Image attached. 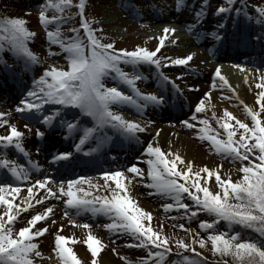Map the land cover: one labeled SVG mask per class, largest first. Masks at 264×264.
<instances>
[{"label": "snow or ice", "instance_id": "6c2138e0", "mask_svg": "<svg viewBox=\"0 0 264 264\" xmlns=\"http://www.w3.org/2000/svg\"><path fill=\"white\" fill-rule=\"evenodd\" d=\"M226 2L227 7L223 4L218 6L214 14L232 11L234 0H226ZM175 3L179 10L185 0H175ZM207 4L208 0H202L201 9L195 12L196 25L202 22L200 17L202 12H206ZM73 7L78 10V26L70 29L72 36H67L62 32L60 24L72 20V16L66 10ZM49 8H54L60 15H47ZM39 9L38 20L45 27L47 40L50 44L58 45L66 53L67 67L66 69L55 66L44 68L42 74L32 80L33 87L29 88L14 106L15 112L22 114L25 119H35L44 128L54 127L56 120L59 119L60 125L66 127L65 136L80 132L73 149L76 152H83L86 156L98 153L108 142L110 138L105 131L107 128L114 130L128 141H138L140 137L137 134L145 132L153 121L147 119L145 123H141L140 120L127 119L118 108L122 105H133L135 111L143 117L149 105L162 107L168 103L164 94L143 92L137 87L136 81L140 80L141 76L136 71V66L141 64L153 66L161 83L170 84L177 92L181 91L175 80L165 75L162 68L187 66L193 54L189 52L175 57L157 55L164 46L166 38L172 37L176 30L165 25L162 34L157 38L158 44L152 50L140 46L131 50L115 48L114 41L104 43L103 36L97 35L102 29L92 27L93 21L85 15L86 0H75V3L74 0H45L39 5ZM234 11L237 14L243 12L248 16L243 7H236ZM255 11L259 14V18H264V6H255ZM53 24L56 27L50 28L49 26ZM223 26L224 23L221 22L219 27ZM34 35L35 33L26 27L24 18H0V52L7 49L11 53L22 55L26 67L40 62V58L28 47V41ZM210 35L216 40L221 39V35L215 31ZM171 42L175 44L176 40L172 39ZM122 64L131 65L134 72L124 71L121 68ZM235 67L244 71V66L241 64ZM177 75L179 77L183 73ZM108 77L117 83H105V78ZM257 79L260 81L256 84L260 91L255 96L258 107L253 109L241 101L247 116L251 119V126L236 119L225 109L223 116L216 119V123L224 130L225 138H220L212 129L209 120L198 115L204 111L208 92H205L204 96L194 104L191 116L180 121L183 126L196 130L194 135L208 141L210 149L222 154V158L226 156L232 161H240L239 172L242 175L239 178L233 180L222 176L219 171L220 165L194 167L193 161H185L181 155L172 152L171 149L162 150L160 145L154 142L155 136L144 144L143 156L136 157L138 161L147 164L146 176L154 192L171 199L172 202L163 204L162 208L183 210L184 217L188 219L197 217L198 213H206L210 218L199 219L198 227L206 231L212 252L222 257H231L235 264H264V122L260 115L264 112V75L258 76ZM245 82L247 83V76ZM121 83L127 85L134 95L122 91L119 86ZM217 86L221 88L227 86L231 89L219 65L215 68L212 80V87ZM192 87L198 86L189 85V88ZM48 104L59 107L46 110L45 105ZM67 108L78 109L80 115L68 122L62 114V109ZM8 116V112L0 111V127H6V134L0 135V146L14 147L29 158L28 164L31 167L17 163L15 159H9L6 155L0 158V169L7 170L12 178L11 182H0V206L3 208V211H0V264H35L32 255L41 256L34 238L49 231L48 219H51L52 205L49 203L47 207H43L41 203L48 201L49 198L62 200L63 216H76L81 213L101 214L109 220L103 228L110 233L119 232L121 235L132 236L138 241L136 247L148 249L147 256L139 258L136 264H165V258L173 251L169 246L168 238L154 231L150 224L143 222L145 219L150 220L151 213L140 207L130 195L128 185L131 183V176L127 174L144 177L143 168L137 163H130L126 168L101 171L98 175L103 178V184L94 183L91 177L82 175L72 179L57 180L45 173L40 178L34 179L30 174L31 171L35 169L39 172L43 166L31 159L29 151L23 144L26 135L24 130H27V134H32V129L25 124L22 130L17 124L10 123ZM81 116L90 117L93 126L81 128L79 123ZM232 120H235V126L242 130L239 132V139H234L235 129L229 123ZM159 131L156 129L157 134ZM34 135L43 138L46 136V131L37 127ZM93 138L96 146L84 148L86 141ZM249 140L253 142L249 143ZM35 151L39 153L40 148L37 146ZM72 157V151L55 152L50 156V167L69 162ZM245 161L247 163H244ZM210 176L215 178V191L210 190L208 186ZM22 187L26 188V194L21 191ZM94 191L97 194L93 195ZM38 192L41 194L37 197ZM102 192L106 194H99ZM185 194L191 205L185 202ZM17 197L19 201L14 203ZM33 203L41 205L43 210L29 214L28 209L33 207ZM22 213L24 216L21 215ZM221 220L225 222V228L218 230ZM41 221L44 222L43 226L38 224ZM68 222L74 224L75 220L69 219ZM17 223L21 224L18 229ZM52 223L56 221L52 220ZM236 225L242 230H254L260 239L241 238L242 231L233 230V226ZM82 227L90 229L88 223H84ZM62 228L63 224H60L53 234V251L59 257L60 264H80L77 254L69 246L70 242H74V237L60 234ZM179 228L189 231L185 229L183 223L179 224ZM196 235L199 236V233ZM83 243L90 251L91 264H97V255L104 247L102 241L89 230ZM175 243L178 249H187L194 253V255L184 254L181 264H204L203 260L196 258L201 256V253L192 247L193 244H199L203 248L204 237L190 238L188 243L184 239H178ZM149 245L151 248H148ZM172 264L176 262L173 261ZM222 264L229 262L225 260Z\"/></svg>", "mask_w": 264, "mask_h": 264}, {"label": "rangeland", "instance_id": "374dc122", "mask_svg": "<svg viewBox=\"0 0 264 264\" xmlns=\"http://www.w3.org/2000/svg\"><path fill=\"white\" fill-rule=\"evenodd\" d=\"M38 1V0H35ZM117 0V2H112V0H91V5L93 9H91L88 14L90 19L93 21L95 28L102 29V32H98L97 34H104L108 37L109 40L114 41V46L117 48H125V49H133L136 46L140 47H146L149 50H152L156 47L158 44V37L162 34L155 33L154 25L153 27L151 24H153V21L155 20L152 18L151 14L152 11H155V16H165L166 14H169L170 12H173L176 14V16L181 18H185L186 21H188V25H190L189 22L195 21V12L201 9L202 0H185V3L182 5V7L177 9L175 5V0ZM254 3H256L258 6H264V0H252ZM40 2V1H39ZM38 2V3H39ZM214 3L215 5H225L227 7L226 0H208L207 4V15L209 16L208 19H213L212 24L215 28H211L212 30H206L202 29V34L208 36V38H212L213 35H210L212 32L219 33L222 28L231 31L229 36L231 37H247L249 43H253L254 41L252 38H256V48L261 47L264 49V18H259V14L251 9V8H244V11L248 13V16H245L244 13L237 14L234 9L236 7H243L244 6V0H234V3L232 5L233 10L229 11L227 13H221L219 15L214 14V6H212L211 3ZM8 4L11 9H14L16 7L18 10L23 11H32V2L31 0H8ZM36 5L37 2H36ZM46 14L50 15L51 12L47 11ZM251 17V18H249ZM221 22L224 23L223 27H219ZM75 23V22H74ZM191 23V24H192ZM65 25V23H63ZM261 25V32L258 31V29L254 28L255 26ZM239 27H241V32H238ZM260 27V26H259ZM258 27V28H259ZM244 29V30H243ZM254 30L255 33L253 34L251 31ZM31 31L35 33V36L32 38V45L34 47V51L36 52V55L40 58V62L37 63L36 67H32L33 70L36 72V76H39L42 74V71L44 68H50V67H60V65L63 64L61 55L56 52V50L53 47L49 48V52L47 51V47L49 44V41L46 37L45 30L40 29V27L36 26L34 21L31 24ZM192 33H194L193 30H191ZM199 31L196 32V34L186 35L181 34L182 36H185V38H189L191 40V37L194 40L196 37L199 38L198 35ZM178 34H173V38L176 40L175 44H172L171 41H165L164 46H162L160 52L157 53V55H166V56H182L187 53L180 54L181 50H191L192 52L193 46L190 47H184L182 43H180V38L177 36ZM205 36V37H206ZM207 38V39H208ZM192 43V40H191ZM142 45V46H141ZM193 48V49H190ZM199 51L203 50L201 48H197ZM179 53V54H178ZM18 60H21V55H17ZM10 56H3L0 60V66L2 65L5 67V70L7 69L9 73L10 71H13L15 73L17 70H19V73L21 74L19 79L24 82L22 85L23 88L26 89V91L29 88H32V80L31 79V64L26 67L25 65V58L22 59V68H15V63L9 58ZM259 60L264 59V54H261L260 57H258ZM206 60H199L197 61V67L193 69H184L185 71H182V67L179 69L177 66H169V67H163V71L167 73L166 75L170 77L171 79L175 80V83L179 85V88H187L189 89V85L198 86V87H192L191 93L182 94L183 98L185 100H188L191 102L192 107H194V104L200 100L205 92L209 93V96L205 98V107L204 111L201 113H198L200 116H204L209 120V124L211 125L212 129L215 130V133L220 136V138L224 137V130L219 127V125L216 123V119L223 116L224 110H228L233 114V116L236 119H239L245 123H247L249 126H251V119L247 116V113L244 110L243 104H248L253 109H256L258 105L255 103V96L260 89L256 87V84L260 81L257 79L258 76L264 75V72L256 67H250L247 66V68H250L252 72H254V78L256 79L255 82H253L252 91L249 93L248 91V99L247 101H244L243 99L239 98V95L237 94V89L241 87V83L238 82L234 83L232 85V82L225 76V74L221 71L222 75L226 77L229 84L232 85L231 89H229L227 86L221 88V87H212V80L213 77H210L211 69L207 67ZM149 66H144L143 64L138 65L136 67V71L141 76L140 80L136 81L137 87L144 91L145 89H149L153 85L154 78L149 77L147 75L148 72L145 70L148 69ZM13 68V69H12ZM122 68L124 71L133 73L134 69L131 65H123ZM248 69V70H250ZM229 70L236 71L237 69L230 68ZM148 71V70H147ZM190 71L191 73H195L196 71L201 73V78H190L186 77L187 72ZM178 73H183V75H180L178 77ZM237 73V72H236ZM240 74V73H239ZM177 76L175 78L174 76ZM33 77V76H32ZM194 77H197L196 74H194ZM19 83V80L17 81ZM117 81L113 79H107V84H116ZM243 83V82H242ZM217 84H219V80L217 78ZM239 85V86H237ZM122 91L130 92V88L128 86L119 85ZM144 86L146 88H144ZM150 86V87H148ZM148 87V88H147ZM168 87L171 88V85H165L162 86L163 89H167ZM238 87V88H237ZM160 86L158 87V89ZM162 91V89H160ZM223 93V95H221ZM129 106L131 105H122L118 108V111L121 112L122 115H124L127 119L132 120H140L141 123H145L147 119H138L134 118V116L130 115L126 111H124L125 108L128 109V112L136 113L135 106H133L134 110L129 109ZM56 108L55 104H48L45 105V109H53ZM115 107V106H113ZM0 111L8 112L9 116V122L15 123L19 128L22 130L23 127H20L18 124H28L29 127L34 124V119L29 120L25 119L22 114L16 113L14 110V106H10L7 104H1L0 103ZM67 111H62V114L65 118ZM215 114V115H213ZM80 115L79 110L77 109V112L74 111V117ZM262 117V122H264V112L260 113ZM73 117V118H74ZM185 117H189L188 114L185 115ZM88 118H83L81 116L80 125L81 128L88 127L90 125V122L87 120ZM184 120V119H182ZM38 123V122H37ZM229 123L233 126L235 129V133L239 135V132L242 131L238 127L235 126V120L229 121ZM55 124L62 127L60 125L59 119L56 120ZM151 126V125H148ZM147 126V127H148ZM35 127L32 129V134H27V130H24L26 132V135L23 140L24 147L27 151L30 153V157L32 160H35L40 165H42V169L40 171H43L44 169H47L48 172L51 174L54 170V165L50 167V159L43 158L37 155V153L33 150L34 149V143L31 141V138L34 137ZM63 132H66V127H62ZM109 134H113L119 136L114 132V130L107 128L106 129ZM196 131V130H195ZM194 133V131H193ZM6 134V127H0V135ZM73 134H76V132H73ZM140 137L141 142L143 141V133L137 134ZM111 136V137H113ZM120 137V136H119ZM78 138V137H77ZM55 139H58V137H55ZM76 139V138H75ZM195 140L197 142V145L201 148V151L208 156L210 159L214 161L216 165H220V173L225 178H231L233 180L239 178L240 175H242L239 172V168L241 166L240 161H232L229 157H223L222 154H217L215 151L210 149V143L206 140H202L199 137H195ZM128 141V140H127ZM252 140H249V143H252ZM85 144H89V147H95L96 141L95 139H91L89 141H86ZM87 148V147H84ZM15 149L12 146H9L8 148H4L3 146H0V158H3L5 155L9 157V159H14L11 156V150ZM66 151H72L71 148H68ZM257 151V150H254ZM73 152V157L76 156V151ZM22 158H27L21 153ZM17 163H20L19 160ZM130 163H137L135 160ZM244 163H247L245 161ZM46 164V165H44ZM48 164V167H46ZM92 164V163H91ZM141 168L146 170L145 167L142 165H139ZM31 167V166H30ZM122 167V166H121ZM127 166H125L126 168ZM179 167V166H178ZM119 168V166H115L114 169ZM107 169H97L92 172L86 173L82 176L91 177L94 183H100L103 184V178L98 175L99 172L105 171ZM37 172L35 169L31 171L32 177L40 178L39 175H41V172ZM35 175V176H34ZM3 177V176H1ZM69 177V176H68ZM75 177H71L68 179H72ZM67 180V178H66ZM0 182H10L6 179H1ZM111 183V182H110ZM215 178L214 176H210L208 178V186L210 190L215 191ZM87 187V185H84ZM129 189H130V195H134V199L136 200L137 204L145 209L146 211L151 213V218L145 219L143 222L145 224H150V226L153 228L154 231L159 232L161 235L168 238L169 246L173 250L177 251H184L186 253L189 252L187 249H178L176 247L175 241L178 239H184L186 243L190 241V238H196L199 239L200 237H203V234L198 232V221L197 218L193 217L191 219L185 218L183 215V210H162L159 209L160 202L158 200L157 193L154 192V189H152L149 186H145L142 182L137 181L133 178H131V183H129ZM25 189L26 188H23ZM132 193V194H131ZM97 194L96 191L93 192V195ZM101 195H104L106 193H99ZM137 196V198L135 197ZM184 200L186 203H189L191 205V201L187 198L186 194L184 196ZM51 203L52 205V211L55 209L57 210V217L59 223L55 225L52 223L53 219H48V228L51 226L53 227V230L56 231L57 227L60 224L65 225L68 224L72 230H81V233H85L84 231H91L95 236L99 237L102 241L104 247L101 250L100 253L97 255V264H136V261L141 257H146L147 251H143V249H140L139 247H136L135 245L138 243V241H135L132 236L130 235H121L119 232L116 233H110L109 230L103 228V225L105 223H108V218L104 217L101 214L92 215L91 213H81L76 216H63L64 211V205L61 201H57L54 198H49L48 201H45L43 207H47L48 204ZM59 209V210H58ZM0 210H3L2 206H0ZM43 208H40L39 206H36V204L33 203V207L28 209V213L32 214L34 211H42ZM74 211V210H72ZM53 213V212H52ZM24 216V214H21ZM152 218H155V220H151ZM208 217L207 219H209ZM47 219V218H46ZM69 219H74L75 223L70 224L68 221ZM164 221H163V220ZM167 219V220H166ZM162 220V221H161ZM44 223L43 221H41ZM84 223H88L90 225V229H84L82 225ZM183 223L185 225V229H188L189 231H185L183 229L179 228V224ZM21 226L20 223H17L16 228L18 229ZM64 229V227H63ZM62 231V229H61ZM60 231V232H61ZM70 233V231H68ZM199 233V236L196 234ZM86 234V233H85ZM87 235V234H86ZM72 236V235H71ZM86 238V237H85ZM83 238L76 247H74L73 251L77 254V258L80 260V264H91V254L90 251L87 250L86 245L83 243ZM126 241H131L132 243L129 244ZM35 242V241H34ZM205 242L207 240L205 239ZM38 244V243H37ZM72 244H69L71 247ZM209 244H205L203 248L200 247L199 244H193L192 247L196 249L197 252L201 253V257H203L206 260H209V252L208 247ZM50 246V256H46L42 254V251L40 250V246L38 244V250L41 252L40 257L32 255L33 260L35 261V264H60V259L56 255V253L53 251L54 248V239ZM115 249V251H113ZM122 257L124 259H122ZM166 264H172V261H169Z\"/></svg>", "mask_w": 264, "mask_h": 264}, {"label": "bare ground", "instance_id": "6f19581e", "mask_svg": "<svg viewBox=\"0 0 264 264\" xmlns=\"http://www.w3.org/2000/svg\"><path fill=\"white\" fill-rule=\"evenodd\" d=\"M154 18V17H152ZM203 17H200V20ZM155 20L153 21V24H151V26L153 27L154 25V29H155V33H162V29L164 28L165 25L174 28L176 31L175 33H177L180 38V43L183 44L184 47H190L191 45V41L188 38H185V36L181 35V28H183L185 31V27L187 25H185L184 20L179 19L178 16H176L175 13L170 12V14H168L165 18H161V17H155ZM205 20L203 19V22ZM193 24L196 26L195 21L193 22ZM203 24V23H202ZM205 25L204 27L208 26V24H203ZM203 25L198 24L197 25V30H200L204 27H202ZM189 27V26H188ZM191 28V27H189ZM174 33V34H175ZM173 37H169L166 38L165 41H171ZM192 49V48H190ZM191 50L187 49V50H181L180 54L182 53H189ZM193 54L192 56V60L189 62V64L185 67H192V68H196L197 65V61L203 59L205 60L204 54L202 53H196L195 51L191 52ZM179 54V53H178ZM211 58H216L220 64L221 67V71L225 74V76L232 82V85H234V83H241V87L239 89H237V94L239 95V98L243 99L244 101H247L248 99V91L249 93L252 91V86H253V82H255V78L254 76V72H252V70H248V68L244 67V71H242L240 68H236V71H232L229 70L230 65L228 64H224L221 61L224 62H229L231 63L233 60V57L230 55L225 56L223 59H219L217 58V56H215V54H211ZM207 61V60H206ZM262 64V62H259L258 64ZM252 65H255V62H252ZM207 67H210V65H207ZM181 67H179L180 69ZM198 68V67H197ZM211 68H216V66H211ZM262 71L264 72V65L262 67ZM237 72V73H236ZM240 73V74H239ZM245 76H247V83L245 82ZM243 82V83H242ZM231 85V86H232ZM239 86V85H237ZM233 87V86H232ZM144 88H146L144 86ZM234 88V87H233ZM238 88V87H237ZM26 91L23 89L19 94L15 93V95L12 92V95L14 96L11 100L8 99V101H6L4 99L5 92L2 93V99L0 101L1 104H7L10 106H14L17 104L18 100L20 98L23 97L24 93ZM186 113V112H185ZM150 119L153 121V123L151 124V126H148L146 131L143 132V146L144 144L148 141L151 140L154 136H155V143H158L160 145V147L162 148V150H169L171 149L172 152H175L179 155H181L185 161L187 160H191L193 161V166L197 167V166H209V167H215L216 164L214 163V161L212 159H210L208 156H206L202 151L201 148L197 145V142L195 140L196 135H194L193 129H189L185 126H183L181 123H179L175 117H169L168 115H159L158 113H156L154 116H151ZM20 127H23L22 124H18ZM31 128V127H30ZM156 129H159V134L156 133ZM198 130V129H197ZM143 146L139 147L138 150L136 151L135 156H133V158H131L132 161L136 160L138 165H142L145 167L146 165V170H147V164L144 163L143 161H138L136 159L137 156H140V152H143ZM66 146L63 145V147L60 148L63 149ZM93 158V157H91ZM66 163V162H64ZM179 166V165H178ZM146 172L145 171V176L144 177H135L133 174H127L129 176H131V178L142 182L145 186H149L150 187V183L147 180V176H146ZM47 173L49 175V173L45 170L41 171V175ZM35 176V175H34ZM203 176V173H202ZM21 191L23 193L26 194V190L21 188ZM41 192H43V190H41ZM41 192H38L36 195L37 197L41 194ZM132 194V193H131ZM158 195V200L160 202V207L159 209L165 210L162 208V205L165 203H171V199L170 198H166L161 194H157ZM132 197H134V195H131ZM137 198V196H135ZM19 201V197H17V200L14 201L18 202ZM42 205H44V202H41ZM39 206L40 208L41 205H36ZM59 210V209H58ZM3 211V210H0ZM57 210L55 209L54 211H52L53 213L50 214L51 219L55 220L56 223H54L55 225H57L59 223L58 221V217H57ZM39 226H43L42 222H38ZM64 229L62 228V231L60 232V234L66 235V236H71L74 237V242H70L71 247L74 249V247H76V245H78V243L86 237V234L88 231H84L85 233H81V230H72L71 227L65 223V225H63ZM68 231H70V233H68ZM54 233H56V231L53 230V227L51 226L49 228L48 232H45L42 236L34 238V241L36 243L39 244V246L41 247L40 250L42 251L43 255L46 256H50V246L53 242L54 239ZM75 238H79V239H75Z\"/></svg>", "mask_w": 264, "mask_h": 264}, {"label": "trees", "instance_id": "16d2710c", "mask_svg": "<svg viewBox=\"0 0 264 264\" xmlns=\"http://www.w3.org/2000/svg\"><path fill=\"white\" fill-rule=\"evenodd\" d=\"M45 2V0H41V2L39 3V5L41 3ZM74 3H75V0H74ZM92 5H91V0H86V12L85 14H90V10L93 9L91 8ZM47 11L51 12L50 16L53 15V14H57V15H60V13H57L56 10L54 8H49ZM69 12V14L73 17H77L79 16L78 14V10L73 7L72 9L70 10H66ZM38 12L39 11H23V10H18L16 7H14V9H11L9 4H8V0H0V18H3V17H21V18H24L26 20V27L31 30V24L35 23L36 26L38 25H42L39 20H38ZM48 15V14H47ZM90 18V17H89ZM65 23V22H64ZM63 24V23H62ZM60 24V28L62 30V32L64 33V35H67V36H72L73 33L70 31V29L74 28V27H77L78 24L77 22H69L67 23V25H62ZM54 25V28L56 27L55 24ZM92 27H94V24L92 23ZM95 28V27H94ZM81 32L83 31L82 29L80 30ZM97 35H102V34H97ZM35 36V35H34ZM103 36V42L104 43H109L111 42V40L108 39L107 36H105L104 34L102 35ZM28 47L30 48L31 51H34V47L32 45V39L30 41H28ZM50 47H53L56 52H58L61 57H64L66 55V53H64L58 45H53L51 44ZM115 47V46H114ZM9 54L10 52L5 49L3 50L0 54ZM225 228V222L224 221H220L219 222V225H218V230H222ZM233 230L234 231H242V237L241 238H251L253 240H259V235L254 231V230H251V229H244L242 230L240 228L239 225H236V226H233ZM200 232L203 234V237L206 239L207 238V233L206 231H202L200 229ZM211 245V243H210ZM208 252H209V257H210V260L209 261H206L203 257L199 256V257H196L198 260H203L204 261V264H222L223 261L227 260L229 262V264H235V262L232 260L231 257H227V256H220L219 254H215L212 252L211 250V246L210 248L208 249ZM190 255H194V254H190ZM214 259H217V261H215Z\"/></svg>", "mask_w": 264, "mask_h": 264}]
</instances>
